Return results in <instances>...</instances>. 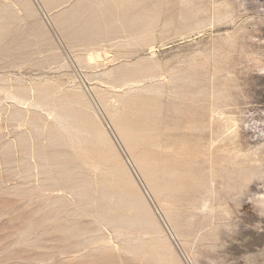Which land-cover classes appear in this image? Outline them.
<instances>
[{
  "label": "rangeland",
  "instance_id": "374dc122",
  "mask_svg": "<svg viewBox=\"0 0 264 264\" xmlns=\"http://www.w3.org/2000/svg\"><path fill=\"white\" fill-rule=\"evenodd\" d=\"M31 2L0 0V264H264V0ZM37 88L83 92L119 158L58 134Z\"/></svg>",
  "mask_w": 264,
  "mask_h": 264
},
{
  "label": "bare ground",
  "instance_id": "6f19581e",
  "mask_svg": "<svg viewBox=\"0 0 264 264\" xmlns=\"http://www.w3.org/2000/svg\"><path fill=\"white\" fill-rule=\"evenodd\" d=\"M43 1L48 7H52L54 4V0H43ZM11 3L14 6L16 5L18 7V10H20L23 13L22 15H24V17L37 15L36 10L33 7L31 0H11ZM11 7L12 6L10 4L0 5V35H2V33L5 32V27L7 26L6 23L9 19V16L11 15L10 13L13 12V9ZM40 24L42 26V29L45 30L44 23L42 22L41 19H40ZM78 60L82 64H85V65L87 64L83 57H79ZM104 75H106V73ZM118 81L120 82V85H124V91L122 92V94L115 93V96H117L118 98L122 97V95L128 94L129 92L135 91L139 88L138 80L124 78ZM24 89H28V88L26 87ZM43 89L45 90H42V89L40 90L37 88L36 91L38 95L36 99L30 103L29 106H31L33 109L45 110L47 112L46 114L47 115L49 114L51 116V119L49 122L50 126H52V128L58 134H61V136L64 139H68L70 143L72 142H74L75 144L76 143H80V144L87 143V144H92L96 147L98 146L99 148L102 145H104L105 144L104 142L106 141L113 148L115 156L119 158V155L115 151L113 147V143L111 142V139L109 135L107 134L106 129L101 124L97 114L95 113V110L90 105V103L88 102L89 100L86 99L83 92L79 91V93L76 92L77 94H73L71 96H67V95L66 96H55L56 94H58L57 92L54 96H52L51 94L48 93L49 91L46 92V88H43ZM149 89L151 88L150 87L145 88V90H149ZM99 93H101V91H99ZM12 97L16 99L17 104L27 99L24 95H17V94H13ZM99 97H100L103 108L106 110L107 114L110 116L111 120L113 121L114 126L117 128V130L119 131V133L121 134L122 138L125 140L127 145L131 147L132 146L131 137L128 134V131L124 125V122L121 120L119 116L118 109L114 105H112L109 99L105 97L104 95L100 94ZM38 129L39 128H37V130ZM52 140L50 139V141ZM55 141L58 142L59 140L58 141L55 140ZM76 145L78 146V144ZM109 159L110 158H108V160ZM137 161L141 167L144 166V164L140 160H137ZM108 167L110 168L112 172H114L115 176L118 179L129 180V182L132 184L134 193L127 194L128 199L125 200L127 201V203L130 204V207L135 209L136 210V211L134 210L135 212H138L142 210L143 207H141V205H143L144 208L147 210V212L151 213L149 206L147 204V201L145 200L141 191L138 189L136 183L134 182V179L126 163L123 162L122 160H119V162L116 164H111V165L108 164ZM122 185L125 186L123 183ZM134 220L136 224L140 225L144 229L143 230L144 233L147 234L149 232H152V227L144 215L139 214L138 212L137 217L134 218ZM126 240L128 243L130 242V239H126Z\"/></svg>",
  "mask_w": 264,
  "mask_h": 264
}]
</instances>
